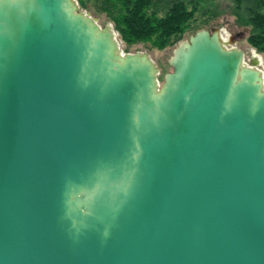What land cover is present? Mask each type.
Listing matches in <instances>:
<instances>
[{
    "label": "water",
    "instance_id": "water-1",
    "mask_svg": "<svg viewBox=\"0 0 264 264\" xmlns=\"http://www.w3.org/2000/svg\"><path fill=\"white\" fill-rule=\"evenodd\" d=\"M169 65L0 0V264H264L262 57L200 29Z\"/></svg>",
    "mask_w": 264,
    "mask_h": 264
},
{
    "label": "trees",
    "instance_id": "trees-1",
    "mask_svg": "<svg viewBox=\"0 0 264 264\" xmlns=\"http://www.w3.org/2000/svg\"><path fill=\"white\" fill-rule=\"evenodd\" d=\"M81 7L86 1L77 0ZM101 0V10L113 22L121 40L128 46L147 43L163 48L177 42L185 31L192 28L201 0ZM235 23L249 27L248 43L264 58V0H231ZM159 7L163 13L158 14ZM210 15L218 14L215 7L207 8Z\"/></svg>",
    "mask_w": 264,
    "mask_h": 264
},
{
    "label": "rangeland",
    "instance_id": "rangeland-1",
    "mask_svg": "<svg viewBox=\"0 0 264 264\" xmlns=\"http://www.w3.org/2000/svg\"><path fill=\"white\" fill-rule=\"evenodd\" d=\"M78 6V10L90 15L100 27L110 25L114 30L121 53H145L151 61L156 65L158 72L157 78L159 83L163 81V78L167 72L171 71L169 61L173 55L175 48L183 41H186L191 34L200 29H207L209 31L218 29L221 38H223V44L225 47H237L244 53V61L248 63L250 57L254 54L262 57V70L264 72V58L260 52H258L253 46H251L247 37L249 35V27L241 26L235 23V18L231 13V0H201L198 4V10L195 14L196 20L192 23V28L185 31L183 36L174 44H170L163 48L151 47L147 43H133L126 45L120 38L119 33L114 27L113 22L106 16L105 12L101 10V0L86 1V5L81 7L77 0H75ZM168 0L157 1L159 6H164V3ZM215 7L218 14L211 16V11L207 8ZM163 7H159L158 14L163 13ZM264 85V79H263Z\"/></svg>",
    "mask_w": 264,
    "mask_h": 264
},
{
    "label": "bare ground",
    "instance_id": "bare-ground-1",
    "mask_svg": "<svg viewBox=\"0 0 264 264\" xmlns=\"http://www.w3.org/2000/svg\"><path fill=\"white\" fill-rule=\"evenodd\" d=\"M223 39V38H222ZM256 55V54H255ZM263 75H264V72H263Z\"/></svg>",
    "mask_w": 264,
    "mask_h": 264
}]
</instances>
